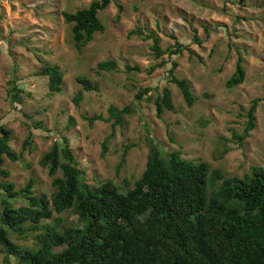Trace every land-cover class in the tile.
Here are the masks:
<instances>
[{
    "label": "rangeland",
    "instance_id": "obj_1",
    "mask_svg": "<svg viewBox=\"0 0 264 264\" xmlns=\"http://www.w3.org/2000/svg\"><path fill=\"white\" fill-rule=\"evenodd\" d=\"M92 1L0 0V125L12 131V148L22 153L17 162L6 159L3 168L10 177H0V181L13 182L19 189L34 179L37 195H51L52 177L40 160L63 138L92 185L113 180L121 189L133 187L146 167L149 134L163 151L180 150L184 158L207 161L228 176L243 177L253 166L264 168V0L243 4L234 0H114L99 14L105 32L96 33L87 46L77 50L62 11H76ZM206 26L209 36L198 45L194 32L203 37ZM138 28L154 32L163 49L177 41L188 46L175 58L179 63L176 74L190 82L196 97L193 106L169 82L170 64L147 72L168 58H155L152 39L130 35ZM239 57L245 80L229 88L227 81ZM109 59L117 62L118 69L97 73V64ZM44 63L61 67L62 92L52 95L48 78L37 74ZM126 65L141 70L128 71ZM79 76L97 83L99 90H84L83 100L76 105L74 96L83 90ZM12 80L24 90L22 102L10 97ZM165 86L172 90L175 110H165L159 117L155 100ZM147 87L152 91L137 100L139 91ZM255 99L259 100L256 127L246 136L247 113ZM111 105L130 106L135 112L125 115L122 126L98 120L90 124L88 118L94 115L108 118ZM35 122L45 128L33 127L32 147L23 150L27 123ZM58 216L63 223H77L74 212L54 214L44 222H54ZM15 240L29 248L38 246L32 238ZM5 257L0 247V264H7ZM10 264L19 263L10 257Z\"/></svg>",
    "mask_w": 264,
    "mask_h": 264
},
{
    "label": "trees",
    "instance_id": "obj_2",
    "mask_svg": "<svg viewBox=\"0 0 264 264\" xmlns=\"http://www.w3.org/2000/svg\"><path fill=\"white\" fill-rule=\"evenodd\" d=\"M113 1L93 0L76 11H62L77 50L87 46L96 33L105 32L99 14ZM244 1L234 0L237 4ZM119 10H123L121 5ZM205 31L203 37L194 32L193 40L198 45L208 38L209 27ZM134 34L152 39L156 59L167 55V60L151 65L147 72L170 64L169 82L179 89L187 105L193 106L196 97L190 82L176 74L179 63L175 58L188 46L177 41L163 49L154 32L144 33L138 28L130 32ZM117 69V62L109 59L99 62L95 71ZM126 69L141 70L130 65ZM37 74L48 78L52 95L62 92L64 73L59 65L44 63ZM245 76L243 58L239 57L227 86L242 84ZM78 81L83 90L74 96L76 105L83 100L84 90H99V85L86 76H79ZM18 86L12 80L9 94L13 101L22 102L24 90ZM151 91V87L140 90L137 100ZM258 101L253 100L247 113L246 136L256 127ZM155 107L159 117L165 110H175L169 86L156 97ZM108 112V118H88L90 124L98 120L122 126L125 115L135 110L111 105ZM27 125L23 150L32 147L33 127L45 128L41 122ZM12 141V131L0 125L2 178L10 177L3 168L6 159L17 162L22 156L12 148ZM148 145L145 170L133 187L127 185L125 189L113 180L98 185L88 183L66 138L55 141L40 160L52 177L51 195H37L34 179L19 189L13 182L0 181V247L6 255L5 262L10 264V257H14L19 264H264V168L253 166L243 177L228 176L207 161L184 158L180 150L163 151L150 134ZM105 150L106 146L103 155ZM124 162L125 156L118 170ZM19 201L23 204L17 205ZM68 212L77 216L76 224L63 223L60 216L54 222H44L54 214ZM28 238L36 241L37 248L15 240Z\"/></svg>",
    "mask_w": 264,
    "mask_h": 264
}]
</instances>
